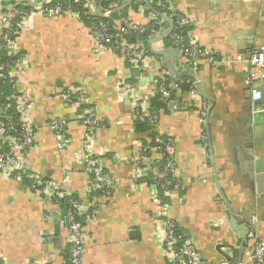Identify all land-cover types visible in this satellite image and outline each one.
Segmentation results:
<instances>
[{"label": "crops", "instance_id": "0c3cea01", "mask_svg": "<svg viewBox=\"0 0 264 264\" xmlns=\"http://www.w3.org/2000/svg\"><path fill=\"white\" fill-rule=\"evenodd\" d=\"M127 1L112 19L126 15L147 25L148 13L130 9L134 2L142 8L146 0ZM170 2L191 21L188 35L218 59L246 55L264 42V0ZM167 38L147 42L148 63L139 81L131 78L125 60L95 53L87 27L71 18L32 17L17 39L26 63L18 91L33 102L35 146L26 167L75 195L83 211L96 208L95 219L84 226L81 264H168L158 240L164 218L192 239L198 264H217L225 257L232 263L243 261L245 233L231 230V217L248 223L250 233L264 241V114H251L246 64L212 67L202 61L194 71L199 98L179 87L170 107L159 111L154 132L173 145V179L178 184L165 196L166 209L154 203L146 182L159 175L161 159L147 155L149 164L141 172L133 166L138 148L150 146L152 139L151 131L136 130L134 113L149 111L158 75L174 62L181 74L191 70L166 44ZM177 76L179 82L191 77ZM252 85L264 97V82L253 77ZM65 88L83 93L99 120L90 151L84 147L78 112L56 98ZM202 106L207 108L205 128L199 122ZM52 118L66 123L64 149L56 147ZM204 129L208 149L200 141ZM88 156L98 159L109 175L110 197L91 188L84 171ZM59 219L52 202L0 173V264H65L66 234Z\"/></svg>", "mask_w": 264, "mask_h": 264}, {"label": "built area", "instance_id": "2783aa9c", "mask_svg": "<svg viewBox=\"0 0 264 264\" xmlns=\"http://www.w3.org/2000/svg\"><path fill=\"white\" fill-rule=\"evenodd\" d=\"M109 3L102 6L100 0H0V86H8L11 94L2 97L0 92V173L5 178L14 177L19 182L26 181V187L36 196L46 199L55 205L59 213V225L66 234L67 260L65 264H81L85 248L84 226L95 219L96 208L83 211L78 201L71 199L70 194L63 192L61 186L52 183L45 177L30 172L26 167V157L34 148V128L31 122L30 112L33 102L20 94L17 87L19 73L25 70L24 57L16 48L17 39L28 20L35 16L45 18L67 17L83 24V18L99 17L101 20L86 26L92 41L95 44V53H108L125 60L130 68H137L141 73L148 63V50L139 42V36L145 35L147 41L158 38L166 32L169 22L171 30H176L191 25V21L178 14L170 0H146V5L137 8L139 13H148L147 25L138 24L129 20H114L113 13L121 6L127 4V0H107ZM135 3V2H134ZM158 9L160 13H155ZM136 11V10H135ZM172 50L183 61L187 68L193 72L202 61L210 66L221 65L230 67L236 63H244L249 68V77L246 84L249 89L251 114H264V97L259 88L252 85L253 77L264 82V42L248 52L246 55L237 54L234 57L216 58L204 51L190 37L188 43H184L182 37L177 34H169ZM133 41H130V40ZM179 82L174 81L169 72L160 73L155 82V97L164 108L170 107L171 100L179 89ZM195 78L190 82L188 93L194 99L199 98ZM56 98L64 99L70 107L78 112L80 123L85 129L84 147L91 150L94 131L99 126V120L95 118L83 93L74 88H65L56 95ZM15 111V114H11ZM134 120L139 123L147 122L156 129L157 119L149 112L137 110ZM199 122L202 127L207 125V108L199 109ZM65 121L52 118L49 127L56 134V147L64 149L68 143L63 136ZM157 138L156 146L139 147L132 162L138 171L149 164L147 155L153 154L163 158L159 175L151 178L147 183L154 203L166 209L162 196L178 187L174 181L175 165L173 162L174 148L170 141L161 139V135L154 132ZM163 137V136H162ZM200 141L205 149H208V136L205 129L200 135ZM85 173L90 177L91 188L103 197H110L111 181L100 161L88 156L85 161ZM24 184V183H23ZM54 199H68V207L62 212ZM256 217H251L252 225L256 224ZM158 240L162 252L168 264H198V254L192 239L180 232L179 227L166 218L159 227ZM245 258L238 264H264V241L255 234H249L246 239ZM217 264H233L227 260H221Z\"/></svg>", "mask_w": 264, "mask_h": 264}, {"label": "trees", "instance_id": "16d2710c", "mask_svg": "<svg viewBox=\"0 0 264 264\" xmlns=\"http://www.w3.org/2000/svg\"><path fill=\"white\" fill-rule=\"evenodd\" d=\"M100 1H101L100 4L102 6H106L109 3L107 0H100ZM137 7H138V3H133L130 6V9L133 10V11H135V10H137ZM152 11H154L155 13H160V11L158 9H154ZM114 16L115 15H113L112 18ZM124 16H125V18H127L126 15H124ZM125 18L123 20H127ZM99 20H101L99 17H92V18H89L88 20L85 19V18H83V24L85 26H89L91 23L97 22ZM191 29H192L191 25H189L187 27L180 28L178 30H176L175 28H173L171 30V34H174V33L179 34L182 37L183 42L184 43H188L189 40H190V37H189L188 34L190 33ZM139 39H140L139 42H141L142 45L148 50V48H147V42L148 41L146 39V36L145 35H140L139 36ZM130 41H133V40L131 39ZM165 42H166V44L169 43L170 46L172 45V41H171L170 36L166 39ZM190 82H192V78H186V79L182 80V82H179V84H180L179 87L183 91H188L190 89ZM0 92L2 93V97L5 98L6 96H8V95L11 94V89L8 86H2V87L0 86ZM164 109L165 108L162 107L160 105V103L158 102L157 97H154V99L150 102V107H149V111L148 112L150 114H152L154 117H156V119H157L158 118L157 115H158L159 111L160 110H164ZM11 114H15V111H11ZM135 126H136V130L138 132H143V131L145 132V131H151L152 130V126L149 123H147V122L139 123V122L135 121ZM151 132H152V137H151L152 139H151V143L149 145L153 147V146H156L157 145V144L155 145V143H154V140L157 138V135L155 133H153V131H151ZM161 139H164L165 141H168L166 138H164L162 136H161ZM163 161L164 160L162 158L161 161H160L159 171H160V168L162 166ZM150 179L151 178H147V180H146V182L149 183V184L151 183V180ZM23 183L26 185V181H24ZM68 197H70L71 199H73L75 201H78V199H77V197L75 195H70ZM162 199H163V202H164L165 201L164 200L165 199V196H162ZM54 200H55L56 203H58L59 208H60V210L62 212H64L67 209V207H68V199H63V200L54 199Z\"/></svg>", "mask_w": 264, "mask_h": 264}, {"label": "water", "instance_id": "95a60500", "mask_svg": "<svg viewBox=\"0 0 264 264\" xmlns=\"http://www.w3.org/2000/svg\"><path fill=\"white\" fill-rule=\"evenodd\" d=\"M167 23H168V25H169V22L167 21V20H165ZM170 32H171V26H169V29L164 33V35H162V36H160V37H158V38H156V39H152V40H150L149 42H150V44L151 43H153L154 41H161V40H163V39H165V38H167V37H169V34H170ZM175 52V54H177L176 53V51H174ZM151 53H153L154 55H158V56H164V55H166L165 53H154L153 51H151ZM168 72H169V74H170V76H171V78L174 80V81H176V82H179V79H178V76L177 75H182V74H184V75H191V77L190 78H194V72L192 71V70H188V71H185L184 73H179V71H177V69H175V62H174V64L171 66V68H169L168 69ZM179 73V74H178ZM129 74H130V76H131V78H133V79H135L136 81H139V80H141L140 78H141V72L137 69V68H129ZM177 74V75H176ZM193 75V76H192ZM230 228H231V230H233V231H242V232H244L245 233V238L243 239V242H242V245H241V253H242V250H243V243H244V241L246 240V238L248 237V235L250 234V232H251V226L248 224V223H244V224H242V223H238V221L235 219V218H233V217H231L230 218ZM225 259L227 260V261H229L228 260V258H226L225 257ZM240 262V259L238 260V261H235L233 264H238Z\"/></svg>", "mask_w": 264, "mask_h": 264}]
</instances>
